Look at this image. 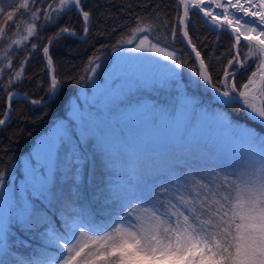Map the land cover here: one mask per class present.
Listing matches in <instances>:
<instances>
[{
    "label": "snow or ice",
    "instance_id": "1",
    "mask_svg": "<svg viewBox=\"0 0 264 264\" xmlns=\"http://www.w3.org/2000/svg\"><path fill=\"white\" fill-rule=\"evenodd\" d=\"M86 3L0 6V127L21 98L65 112L26 158L0 169V264H264V0H175L170 21L158 11L136 16L111 46L130 55L110 71L100 72L101 48L80 75L62 77L50 46L86 40L93 27L107 34ZM193 15L216 33L207 56L190 35L198 31ZM47 29L55 35L43 37ZM224 33L232 43L216 56ZM40 53L44 95L14 92ZM138 60L154 70L126 69ZM242 72L249 74L238 81ZM66 79L77 85L73 99ZM233 107L247 120L234 119ZM145 136L163 137L167 147L149 155Z\"/></svg>",
    "mask_w": 264,
    "mask_h": 264
},
{
    "label": "trees",
    "instance_id": "2",
    "mask_svg": "<svg viewBox=\"0 0 264 264\" xmlns=\"http://www.w3.org/2000/svg\"><path fill=\"white\" fill-rule=\"evenodd\" d=\"M16 2L17 0H0V5L12 10L11 6L15 5ZM145 4L147 5L146 7L144 6ZM125 5H130V8H128L127 11L121 12V8ZM157 5L159 6L158 8L156 7ZM89 9L94 12L97 26L106 28L107 34L99 35L96 27H93L91 34H89L86 40L80 38H65L59 40L54 47H51L50 54L53 56L54 66L57 73L62 77L80 75L88 58L95 54L97 49L102 48V55L104 58L109 57L114 50L111 46L116 43L117 39L121 37V34L128 30V26H135L133 21L136 16H146L151 19L158 11L162 18L170 21L171 17L175 14V0H87L85 10ZM154 9H156V11H153ZM102 12H106L112 19L104 23V17L101 16ZM191 18L198 31L193 32L190 30V35L193 36V40L197 43V47L202 51V54L207 56L213 51L216 33L211 32L207 26L204 25L199 16L193 15ZM70 19L75 30L80 33V17L73 13ZM68 20L69 17L65 16L64 20L61 21V25L68 22ZM2 23L3 19L0 18V24ZM114 27L116 29L115 31H113ZM41 35L43 37H48L55 35V32L52 29H47L43 31ZM197 37L203 40L204 43L201 44L197 40ZM231 43L232 41L229 34L224 33L220 38L219 47L215 48V55L220 56L221 53L226 52ZM175 47L184 49L186 53L188 52L185 45L182 43L177 42ZM229 58L231 57L229 56ZM226 62L225 60L224 64H226ZM220 67H223V65H220ZM25 71L26 77L23 83L14 89L27 93V95L33 99H39L44 95V91L47 87L46 81L48 79L43 69L42 53L30 58L29 65L26 67ZM250 71L251 69L249 72ZM247 74L249 73L242 72V74L237 77L238 81L242 80ZM38 80L44 84L43 88L37 86ZM184 80L187 83L186 74ZM64 90L67 94L66 99H71L77 94V85L71 80L66 79ZM188 91L191 92L192 89L189 88ZM198 95L204 100L210 99L207 94L198 93ZM4 108L5 100L2 98V94H0V111H3ZM12 109L13 114L11 121L6 126L0 127V169L6 168L13 160H21V156L25 155L33 148L39 135L51 123L65 116V112L61 107H33L22 98L12 102ZM229 111L232 113L234 119L240 121L247 120L244 114L238 113L234 107L230 108ZM44 113H47V115ZM247 122L251 123L250 121ZM255 127L259 128V125H255ZM151 154L152 153L149 155ZM17 171H19V169H17Z\"/></svg>",
    "mask_w": 264,
    "mask_h": 264
},
{
    "label": "rangeland",
    "instance_id": "3",
    "mask_svg": "<svg viewBox=\"0 0 264 264\" xmlns=\"http://www.w3.org/2000/svg\"><path fill=\"white\" fill-rule=\"evenodd\" d=\"M17 15H19V13H17ZM27 22H28L27 17H22L21 20L17 22V23H20L22 25V28L19 31H22L23 27L26 26ZM39 23H42V21ZM15 31H17V30H14V32ZM150 39H151V37H150ZM30 40H31V38H30ZM6 47H7V45H5V48ZM241 49H242V51H247V49L243 48V42L241 44ZM3 51H4V49L0 48V55L3 54ZM129 55L130 54L127 53L126 51H116L114 49L112 51V53L109 55V57L104 59V62L102 64V68H101L100 72L104 73L106 71H110L112 68V64L115 60H117L121 57L129 56ZM125 67L130 72H140V73H144V74H149L154 70L153 66L149 63L148 60H138V61H135L131 64L125 65ZM16 70H18V69H16ZM251 70H254V69H251ZM89 91H90V89H89ZM73 98H74V96L71 99H73ZM50 125H52V123ZM50 125L39 135L36 143L45 135V133L49 129ZM133 140H134V142L136 140L135 133H133ZM145 145H146L147 154H150L153 152L162 151L165 147H167V141L163 137H160V138L151 137V138H149L148 136H145ZM33 147H34V145H33ZM201 147H203V145H201ZM30 151H28L25 155L21 156V160L26 158L27 154ZM20 176H21V173L19 171H17V177L19 178Z\"/></svg>",
    "mask_w": 264,
    "mask_h": 264
},
{
    "label": "water",
    "instance_id": "4",
    "mask_svg": "<svg viewBox=\"0 0 264 264\" xmlns=\"http://www.w3.org/2000/svg\"><path fill=\"white\" fill-rule=\"evenodd\" d=\"M80 37H83V34H80ZM80 39H82V38H80ZM50 48H51V46H50ZM187 49V48H186ZM51 50V49H50ZM187 51H188V49H187ZM13 91L14 92H20V93H23V92H21V91H19V90H17V89H13ZM25 93V92H24ZM30 97V96H29Z\"/></svg>",
    "mask_w": 264,
    "mask_h": 264
}]
</instances>
